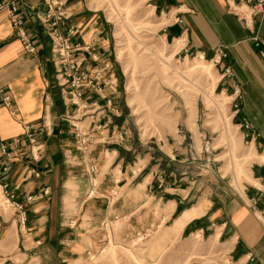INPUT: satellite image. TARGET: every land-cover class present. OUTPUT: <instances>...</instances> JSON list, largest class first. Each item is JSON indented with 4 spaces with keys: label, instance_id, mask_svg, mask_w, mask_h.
Here are the masks:
<instances>
[{
    "label": "crops",
    "instance_id": "crops-1",
    "mask_svg": "<svg viewBox=\"0 0 264 264\" xmlns=\"http://www.w3.org/2000/svg\"><path fill=\"white\" fill-rule=\"evenodd\" d=\"M16 1L22 24L36 47L31 52L25 49L14 32L7 8L0 7V88L10 94L14 110L13 113L0 103V140L20 134L26 123L36 125L47 120L50 125L47 132L38 135V142L42 144L38 159L32 158L28 144L23 141L19 156L0 173V181L7 182L12 199L23 204L26 215L23 227L28 230L27 235L21 232L23 224L19 223L17 209L6 216L0 214V264H68L71 257L67 251H76L72 247L79 245L78 238L82 236L79 231L96 239L94 229L100 219L126 211L132 213L144 205L130 209L133 204L127 201V194H118V183L129 178L128 174L132 179L137 178V189L164 187L172 193L177 187L170 183L165 185L164 178L154 169L144 173L147 162L139 166V160L127 161L119 154V145L130 149L132 142L130 128L121 119L126 116L120 96L121 68L117 67L112 55L111 26L103 12L89 0H65L67 17L61 22L63 33L71 27L76 29L70 35L72 44L79 43L83 47L90 44L76 51L79 68L91 72L93 66L103 62L110 64L104 72L109 83L101 84L98 91L91 88L83 91L87 101L112 99V105L99 111L95 118L86 116L88 123L90 120L91 125L100 122L101 126L95 131L98 137L90 145L93 150L83 157L75 147L67 117L73 114L75 105L63 100L62 89L65 87L56 77L50 37L37 18V13L44 8L43 0ZM152 2L155 10L167 16L169 23L164 30L168 34L183 36L191 50L219 65L222 72L218 83L231 97L232 116L241 128L243 138L257 154H264V60L259 51L264 47H257L250 38L253 33L264 37V12L255 14L252 22L246 24L235 10L228 8L226 0ZM92 54L98 55V59H93ZM226 67L230 74L225 71ZM112 143L117 145L110 149L112 155L104 163L102 147ZM91 164L96 166L93 171ZM103 165L107 170L99 177ZM252 165L251 174L260 186L249 184L243 194L200 196L179 207L177 212H183L178 217L179 221H185L182 231L193 233L198 230L203 234L205 231L216 233L218 229L219 247L226 251L227 262L232 264H264V185L261 181L264 160H254ZM29 166H34L39 175L27 173ZM95 174L99 177L97 184ZM69 183L72 192L66 188ZM103 189L107 193L102 192ZM187 194L166 199L171 205V213L177 205L184 203ZM67 196L75 201L72 202L75 205L73 212L64 207ZM159 199L163 200V197ZM72 217L78 220L74 229L65 226ZM12 231L16 232L17 238L12 244H6L5 239ZM212 261L205 264H220L214 258Z\"/></svg>",
    "mask_w": 264,
    "mask_h": 264
},
{
    "label": "rangeland",
    "instance_id": "rangeland-1",
    "mask_svg": "<svg viewBox=\"0 0 264 264\" xmlns=\"http://www.w3.org/2000/svg\"><path fill=\"white\" fill-rule=\"evenodd\" d=\"M89 1L103 12L111 26L112 55L117 67L121 68L120 96L126 115L121 119L130 128L132 145L130 149L119 145V154L127 161L139 160V166L147 162L144 173L154 169L164 178L165 185L170 183L177 188L172 193L164 187L137 189V178L132 179L128 174L129 178L118 183V194H127V201L133 204L130 209L144 205L132 213L117 214L118 218L114 214L100 219L94 229L96 239L79 231L82 235L78 238L79 245L72 247L76 251H67L71 257L68 264H205L213 262L212 258L217 260L216 263L232 264L227 262L226 251L219 247L218 229L216 233L205 231L203 234L198 230L193 233L182 231L185 221H179L178 217L183 212L177 214L179 207L200 196L243 194L249 184L260 186L253 179L251 169L254 160H264V154H257L243 138L241 128L232 116L231 97L218 83L222 70L214 60L191 50L183 36L168 34L164 28L169 20L153 8L152 0ZM95 115L97 113L92 117ZM86 116L89 115L75 120L86 126L89 118ZM100 126V122L90 125L96 129ZM23 133L22 130L14 136H23ZM94 135L95 140L98 136ZM90 145L86 151L80 150L82 156L93 150ZM116 145L102 147L104 163L110 159V149ZM37 155L34 158L31 152L33 159H38ZM17 156L19 149L0 173L6 171ZM106 170L103 165L99 177ZM27 173L39 175L34 166H29ZM97 175H94L96 184L99 182ZM6 188L9 190L8 185ZM66 188L72 192L70 183ZM102 192L107 193L104 189ZM185 193L188 194L184 203L177 205L171 213V205L166 199ZM72 202H75L73 197L64 198L66 210L72 211L75 206ZM13 210L0 189V214L6 216ZM107 219L106 226L100 224ZM77 222L72 217L65 226L74 229ZM21 227V232L27 235L28 230ZM145 230L142 237L137 234V231ZM16 238V232H9L5 243L12 244Z\"/></svg>",
    "mask_w": 264,
    "mask_h": 264
},
{
    "label": "built area",
    "instance_id": "built-area-1",
    "mask_svg": "<svg viewBox=\"0 0 264 264\" xmlns=\"http://www.w3.org/2000/svg\"><path fill=\"white\" fill-rule=\"evenodd\" d=\"M226 2L228 8L235 10L238 16H240L246 24L252 22L255 14L264 12V0H226ZM43 3L44 8L37 13V17L46 28L47 34L51 39V52L55 65L56 77L59 84L65 87L62 89L63 100L66 103H72L75 105L74 113L71 116H67L71 125L70 131L74 137L76 149L86 151V148L91 144V141H94V130L96 128L90 127L91 120L86 126H84L78 124V120L75 119H80V117L85 114L94 116V114L103 111L112 105V99L110 97H105L104 102H100L96 98L90 99L89 101L84 100L83 92L85 88H91L92 90L98 91L101 84L109 83L104 72L110 67V64L108 62H103L100 65L93 66L91 72L87 71L85 68H79L80 59L77 58L76 51L81 48H87L90 44H86L84 47L79 43L72 44L70 41V35L76 31L73 27L69 28L67 33H63L61 22L67 17L64 0H43ZM3 6L7 8V15L12 22L14 32L21 38L25 49L27 51H33L35 45L31 41L25 28L22 26L17 1L0 0V7ZM250 38L257 47H264V37L253 33ZM259 51L264 60V49H260ZM92 58L96 60L98 59V55L92 54ZM225 71L227 74L231 73L230 69L227 67ZM0 103L11 109V112H14L12 109L11 96L5 92L3 88H0ZM236 105V102H234L235 107ZM77 114L79 115L77 116ZM49 125L50 122L47 120H42L36 125L26 123L23 125V136H13L7 140H0V171L7 168L6 163L13 159L17 154V150L23 139L28 144L33 157L37 158L38 151L42 146V144L38 142V135L42 131L47 132ZM95 168L96 166L91 164L90 170H95ZM34 173L37 174V172ZM261 181L264 185V174H262ZM0 186L6 200L14 209L18 210L19 223L23 224L26 218L23 204L20 201L12 199L13 194L6 188V182L0 184ZM28 198H30V196H28ZM115 218H118V215H115ZM108 221V219L106 221L102 220L100 224L106 226ZM145 233L146 230L144 232L137 231V234L140 237Z\"/></svg>",
    "mask_w": 264,
    "mask_h": 264
}]
</instances>
